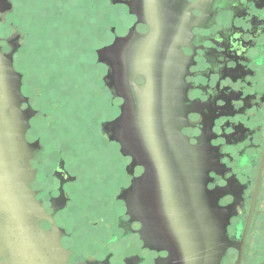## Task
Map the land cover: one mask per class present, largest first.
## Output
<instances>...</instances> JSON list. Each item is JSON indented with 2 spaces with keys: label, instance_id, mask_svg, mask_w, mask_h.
Masks as SVG:
<instances>
[{
  "label": "flooded vegetation",
  "instance_id": "flooded-vegetation-1",
  "mask_svg": "<svg viewBox=\"0 0 264 264\" xmlns=\"http://www.w3.org/2000/svg\"><path fill=\"white\" fill-rule=\"evenodd\" d=\"M8 1L0 46L5 54L15 50V67L22 34L4 35L14 6ZM148 3L135 8L139 18L127 5L97 2L93 69L102 73L86 87L73 73L48 85L50 98L63 103L56 107L62 121L48 120L24 92L22 76V110L32 113L29 188L40 215L29 219L26 261L15 248L19 232L0 211V264H264V0ZM149 36L154 82L132 67L139 41ZM121 40L125 57L100 58ZM149 101L192 150L190 175L167 176L176 191L161 202L176 205L160 210L165 220L177 210L174 240L161 231L153 206L150 160L124 155L117 128L107 126L125 104L140 111ZM85 139L96 163L89 169Z\"/></svg>",
  "mask_w": 264,
  "mask_h": 264
},
{
  "label": "water",
  "instance_id": "water-1",
  "mask_svg": "<svg viewBox=\"0 0 264 264\" xmlns=\"http://www.w3.org/2000/svg\"><path fill=\"white\" fill-rule=\"evenodd\" d=\"M147 1L148 4L154 2V0H112V3L129 6L131 12L141 18V14L136 12L135 8L145 6ZM11 9L12 5L8 0H0L1 12ZM126 41H118L113 46L99 51L100 58L103 55L109 56L113 52H119L125 57L122 49L126 47ZM153 41L152 36L139 41V50L133 56L132 65L136 73L147 75L151 81L156 78L155 69L151 64V53L149 51L147 53L146 48L152 47ZM14 54L15 50L5 54L0 46V211L8 216L9 223L19 232L17 239L20 243L15 248L19 256L27 261L31 240L29 219L33 213L40 215V205L29 188V182L33 178L30 161L34 150L28 144L26 134L30 128L32 113L30 110H22V105L27 99L22 93V75L14 67ZM152 88V85L145 88V94L150 93ZM107 126L117 128L116 141L121 144L124 155L129 151L134 158L150 160L149 168L152 170L150 180L153 183L151 190L155 192V196L151 199L155 202L153 206H158L160 229L165 235L171 236L172 240L177 239L173 236L176 233L177 210H170L171 212L166 210L171 217L170 220L163 219V212L160 211L161 207L173 208L176 205L167 202L162 205L161 202L168 201L169 192L176 191L174 187H169L167 176L190 175V165L187 164L192 157L191 147L179 136L174 127L169 126L167 114L162 115L155 107L152 108L150 101L142 104L140 111L125 104L121 117L113 125ZM186 184H189L187 180ZM172 197H176V194ZM180 244L178 242L177 248H181Z\"/></svg>",
  "mask_w": 264,
  "mask_h": 264
},
{
  "label": "rangeland",
  "instance_id": "rangeland-1",
  "mask_svg": "<svg viewBox=\"0 0 264 264\" xmlns=\"http://www.w3.org/2000/svg\"><path fill=\"white\" fill-rule=\"evenodd\" d=\"M11 1L13 11L4 16V35L10 39L17 32L22 34L15 69L25 78L24 92L32 97L37 107H43L42 113L49 115L48 120L58 118L62 121L64 117L59 112L56 114V107L61 110L63 103L50 98L48 85L73 73L75 81L86 87L98 73H102L93 69L97 47L94 28L98 14L96 4L99 2L103 6L105 0ZM80 103L87 104L86 101ZM104 105L102 102V108ZM45 123L43 125L47 126ZM82 144L86 146L84 160L89 169L96 164L94 161L91 164L92 159L87 154L93 147L88 146L90 141L87 139ZM116 160L120 166L122 160L117 152ZM120 177L124 181L123 174Z\"/></svg>",
  "mask_w": 264,
  "mask_h": 264
}]
</instances>
